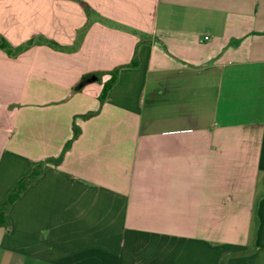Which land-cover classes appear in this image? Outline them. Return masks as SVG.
I'll use <instances>...</instances> for the list:
<instances>
[{"label": "crops", "instance_id": "0c3cea01", "mask_svg": "<svg viewBox=\"0 0 264 264\" xmlns=\"http://www.w3.org/2000/svg\"><path fill=\"white\" fill-rule=\"evenodd\" d=\"M0 36V209L44 164L0 264H264V0H0Z\"/></svg>", "mask_w": 264, "mask_h": 264}, {"label": "trees", "instance_id": "16d2710c", "mask_svg": "<svg viewBox=\"0 0 264 264\" xmlns=\"http://www.w3.org/2000/svg\"><path fill=\"white\" fill-rule=\"evenodd\" d=\"M45 43L48 46H50L54 49H57V50H65L66 49V48L60 46L59 44H57L56 42H53V41H45ZM35 44H37V40L32 39L28 43H26V45L23 48L18 50V52L24 51L27 48H29ZM0 48L6 50L9 54L12 53V51L10 50L11 47H10L9 43L2 36H0ZM135 63H136V57H134L132 62L126 67H135L136 66ZM120 69L121 68H116V69L109 71V72L99 71V72H92V73L85 74L82 76L80 82L77 84L76 90H81L84 86H86L87 84L92 83V82L102 83L103 76L110 75V79L104 83L102 93L99 97L100 103L103 104L107 98L109 90L112 88V86L117 81ZM97 113L98 112H89V113L84 114L80 117L83 119H89V118L95 116ZM80 132H81L80 129L76 125H74V136H73V138L65 145L62 153L60 154V156L57 159H50L48 161L52 162L56 165H59L62 162V160L64 159V156L66 155V153L71 148L73 142L79 137ZM43 165H44L43 163L35 164V169H34L33 173L29 177L20 181L17 188L15 189V191L12 192L8 196L7 201L5 202V204L0 209V227H3L4 225L7 224V213H8L9 207L20 196V194L28 187V185L33 183L39 177V175L41 174Z\"/></svg>", "mask_w": 264, "mask_h": 264}, {"label": "built area", "instance_id": "2783aa9c", "mask_svg": "<svg viewBox=\"0 0 264 264\" xmlns=\"http://www.w3.org/2000/svg\"><path fill=\"white\" fill-rule=\"evenodd\" d=\"M207 39V38H206Z\"/></svg>", "mask_w": 264, "mask_h": 264}]
</instances>
